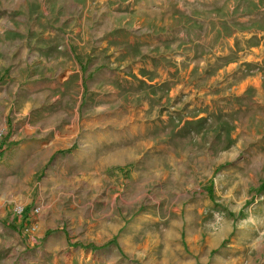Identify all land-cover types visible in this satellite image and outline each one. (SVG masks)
Wrapping results in <instances>:
<instances>
[{
	"label": "rangeland",
	"instance_id": "rangeland-1",
	"mask_svg": "<svg viewBox=\"0 0 264 264\" xmlns=\"http://www.w3.org/2000/svg\"><path fill=\"white\" fill-rule=\"evenodd\" d=\"M0 130V264H264V0H0Z\"/></svg>",
	"mask_w": 264,
	"mask_h": 264
},
{
	"label": "built area",
	"instance_id": "built-area-1",
	"mask_svg": "<svg viewBox=\"0 0 264 264\" xmlns=\"http://www.w3.org/2000/svg\"><path fill=\"white\" fill-rule=\"evenodd\" d=\"M5 136H6V134H5L4 130H0V148L3 144ZM15 213L19 217H26L27 216L26 215L27 213L25 212L24 208H22V207H16ZM38 213H39V209H37V208L32 211V214H38ZM35 230H36L35 227H33L31 225L30 227L25 229V232H26V234H32L33 232H35Z\"/></svg>",
	"mask_w": 264,
	"mask_h": 264
},
{
	"label": "trees",
	"instance_id": "trees-1",
	"mask_svg": "<svg viewBox=\"0 0 264 264\" xmlns=\"http://www.w3.org/2000/svg\"><path fill=\"white\" fill-rule=\"evenodd\" d=\"M87 65H89V62L87 63ZM208 193H209V194H212V188H209ZM110 245H111V244H107L105 247H108V246H110ZM75 247H81V246L77 245V246H75Z\"/></svg>",
	"mask_w": 264,
	"mask_h": 264
}]
</instances>
